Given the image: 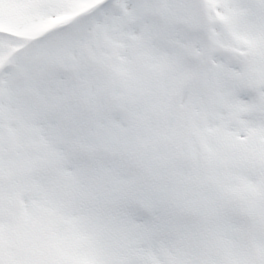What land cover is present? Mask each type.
I'll list each match as a JSON object with an SVG mask.
<instances>
[{
  "label": "snow or ice",
  "instance_id": "6c2138e0",
  "mask_svg": "<svg viewBox=\"0 0 264 264\" xmlns=\"http://www.w3.org/2000/svg\"><path fill=\"white\" fill-rule=\"evenodd\" d=\"M0 264H264V0H0Z\"/></svg>",
  "mask_w": 264,
  "mask_h": 264
}]
</instances>
